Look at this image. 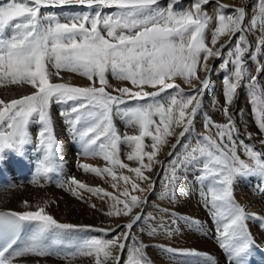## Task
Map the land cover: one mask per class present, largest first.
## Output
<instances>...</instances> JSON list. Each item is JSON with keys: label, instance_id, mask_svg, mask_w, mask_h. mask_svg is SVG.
Instances as JSON below:
<instances>
[{"label": "snow or ice", "instance_id": "6c2138e0", "mask_svg": "<svg viewBox=\"0 0 264 264\" xmlns=\"http://www.w3.org/2000/svg\"><path fill=\"white\" fill-rule=\"evenodd\" d=\"M158 2L0 0V86L28 85L32 89L30 94L7 102L0 99V154L7 150L19 151L25 145L32 144L29 124L30 121H38L41 127L36 143L43 155L37 174L46 175L55 171L58 167L56 161L60 158L59 145L54 137L48 109L53 100L63 104L71 102L69 109L61 115L75 128L83 142L84 154L102 155L109 165L101 169L82 163L79 167L97 176H110L115 182L112 184L114 188L120 181L125 185L130 184L131 191L126 187L119 196H113L103 188L89 187L75 177L71 178L70 183L77 189H84L102 198H111L114 203L106 215L132 218L128 223L118 225V228L125 231L111 239L91 237L72 245L65 253V259L90 256L94 258V264H108L109 260L116 259L114 252L125 249V241L131 235V230L142 219L140 213L133 215V212L146 201L131 193H143L153 188L148 173H153L161 163L157 157L162 147L169 144L168 137L177 135L175 128H182L180 138L191 130L201 104L198 96L203 94L209 84L207 77L201 80L197 74L198 69L209 72V59L220 58L222 50L227 48L228 59L223 61L221 67L227 68L231 64L233 69L223 81V113L228 122L218 123L206 116L204 128L210 134L199 137L179 164L180 167L199 166L197 178L210 181L209 203L213 215L217 217L220 247L227 253L229 264H247L246 257L255 246V240L246 224L249 214L235 200L233 186L240 177L249 174L264 176V152L254 150L241 140L240 146L244 148L249 162L240 158L234 135H238L240 129L236 126L229 106L233 104L237 90L247 84L258 128L264 132V85L258 82L257 76L246 66L249 58L256 61L257 54L264 55V0H257L256 12L249 27L244 25L245 7L234 8L232 14H227L224 11L227 6L218 4L220 12L211 33L212 47L206 43V30L213 18L203 11V6L209 0H194L190 9L180 12L174 11L172 4L166 10L160 9L156 7ZM66 5L85 6L95 11L66 18L63 23L51 14H41L42 8ZM112 7L117 8L118 12L103 14L104 8ZM8 29L12 31L6 35ZM257 29L261 35L257 38L253 53L245 33ZM224 36L229 37L228 42L214 50ZM233 38L236 42L229 47ZM255 70L257 73L264 72V65L257 61ZM63 71L85 77L88 85L74 86L56 82L63 79ZM108 72H111L114 79L127 83L113 87L107 79ZM177 78L192 86L191 94L185 93L180 84L176 83ZM193 81H198L200 86H195ZM167 90H174L175 94L169 93L166 103L158 100ZM146 98L151 102L140 103ZM130 101H136V106L122 111L120 106ZM114 111L123 115L129 125L138 127V134L121 136L113 123ZM154 116H158L159 120L154 119ZM212 129H215L214 134H211ZM247 135L251 139L252 134ZM146 137L152 140L150 146L144 142ZM121 143L131 147L127 160L136 162L137 166L130 167L119 158ZM260 143L264 144V140ZM149 147L150 150H146ZM171 147L175 149L176 144ZM117 167L134 173L136 179L122 173L118 175L115 171ZM178 179L176 167L173 166L170 182L174 183ZM137 180L143 182L145 187H141ZM74 194L77 193L74 191ZM164 196L174 198V189H167ZM205 199L208 200L207 195ZM24 205L25 208L30 207L28 201H24ZM172 215L174 213H170L168 208L160 209V221L154 226L149 225L147 234L155 236L163 232L171 235L165 217ZM251 216L256 218L257 214ZM22 222H35L37 228L24 247L16 248L17 230ZM76 227L58 222L42 205H38L36 210L0 213V264H14L16 258L26 255L40 258L59 255L42 239L43 236L53 230ZM146 247L142 243L134 247L127 264H151L144 252ZM160 247L168 253L200 255L195 251L163 245Z\"/></svg>", "mask_w": 264, "mask_h": 264}, {"label": "bare ground", "instance_id": "6f19581e", "mask_svg": "<svg viewBox=\"0 0 264 264\" xmlns=\"http://www.w3.org/2000/svg\"><path fill=\"white\" fill-rule=\"evenodd\" d=\"M216 1L217 0H213L210 3L211 7L203 6V11L213 18L206 30V43L209 47H212L211 33L216 26L215 18L220 12L217 5L221 3L220 5L225 6L227 4L226 9L234 6L230 0H220L221 2L218 4ZM193 2L194 0H176L175 3H173V0H159L156 7L166 10L169 5L172 4L174 10L175 8H182L185 5L186 7H191ZM245 2H249V4L245 6ZM256 5L257 0H242L240 4L236 6V8L245 7L246 12L249 13L247 15L248 19H246L244 24L245 27H249L251 18L256 12ZM55 9H61L60 14L56 15V13H54ZM94 11L95 9H89L85 6L66 5L42 8L41 14H51L63 23L66 22V18ZM102 12L105 15H112L118 12V9L115 7L104 8ZM228 12L229 11H226L227 14H232V11L231 13ZM101 30L103 31V29ZM11 31V29H8L6 35L10 34ZM245 35L252 45L251 51L254 53L256 41L261 35V31L259 29L249 31L246 32ZM238 36L239 33L237 34V38ZM228 40V36L221 37L214 50L219 48L220 44L227 43ZM235 42L236 39L233 38L232 45L229 47L234 46ZM227 52L228 49L225 48L222 50V56L220 58L213 57L209 59V72L205 73L202 69H199L197 74L200 76L201 80L207 77L209 79V84L203 94L198 96V99L201 100V104L195 117L196 119L191 126V130L183 138H180L179 132L182 131V128L176 127L175 131L177 135L168 137L169 144L162 147L157 157L161 163L155 167L153 173H150L153 181L151 192L155 193L156 197L154 196L153 204L149 208V220L144 223L147 216L145 212H143L145 210L144 205L134 209L133 215L140 213L142 219L137 222L131 230V235L125 241V249L122 252H114L113 256L116 257V259L109 260L108 264H127L130 252L141 243L147 245L144 252L151 261V264H229L227 253L220 247L218 239L219 233L217 231L218 225L216 222L217 217L213 215L209 203L211 199L210 193H208L210 181L197 178L199 166L189 167L185 165L184 167H180L179 164V162L183 160L186 151L190 149V146H195L199 137L210 134L206 133L204 128L206 116L211 117L212 120L218 123L228 122L227 117L223 113L225 88L223 81L226 76L230 75L233 69L231 64H229L227 68L221 67L223 61L228 59ZM247 55L246 53V56ZM257 61L261 65H264V55L257 54L256 61L249 58L246 66L253 75L257 76L258 82L264 85V72L257 73L255 70ZM61 75L63 79L57 80L56 82L69 83L74 86H87L89 83L85 77L76 73L63 71ZM106 76L110 85L113 87L124 86L127 83L114 79L111 72H108ZM176 81L182 80L177 78ZM193 84L197 87L200 86L198 81H193ZM127 86L131 87L130 84ZM184 86L187 88L191 87L192 89V86L186 83ZM108 90L111 91V88ZM31 91L32 89L28 85L0 86V99H4L7 102L21 95L30 94ZM192 91L190 89L184 90V92L188 94L192 93ZM146 101L151 102L150 99H146ZM70 104L71 102H69V104H63L53 100L48 109L52 117L54 137L59 145L58 153L60 158L56 161L58 167L55 171L46 175L37 174V167L43 155L39 144L36 143L38 131L41 127L38 121H30L29 124V131L33 137L32 144L25 145L19 151L7 150L3 154H0V166H3L4 171V174L0 177V209L22 212L26 210H36L38 205H42L45 207V211L52 215L58 222L77 226L74 229L53 230L43 236L42 239L55 249L59 255H51L44 258L26 255L16 258L14 264H94L93 257L77 256L75 258L65 259V253L71 249L72 245L82 239L91 237L111 239L117 233L125 231V229L118 228V225L126 224L130 222L132 218L131 216L118 217L106 215L114 203L111 198H102L84 189H77L75 185L70 183L71 178L75 177L87 186L103 188L105 191L112 193L113 196H119L126 187L131 191L130 184L125 185L123 181H120L117 187L114 188L112 184L115 182L112 181L110 176H97L95 173L85 172L79 167L82 163L101 169L109 165H107L102 155L84 154L83 142L76 133L75 128L70 126L67 119L61 115L62 112L69 109ZM121 107L125 109L134 106L128 103L126 105H121L120 108ZM253 108L254 105L250 101V89L247 84H245L243 88L237 90L234 102L229 106V111L233 115L236 126L240 129L238 135L234 134L237 141V154L241 159L245 160V162H249V157L245 154L244 148L240 146L241 140L244 144L252 146L254 150L264 152V144L260 143L261 140H264V132H261L258 128L256 114L253 112ZM113 113H116L115 116L112 117L114 126L121 136L125 134H138V127L129 125L127 119L120 113L115 111ZM154 119L159 120V117L154 116ZM124 124H126L128 128L125 127L126 125L124 126ZM76 127L81 126L77 125ZM214 133L215 129H212L211 134ZM248 133L252 134L251 139H249ZM149 140H151V138ZM145 141H148L147 138H145ZM177 141L179 142L177 143ZM172 144H176L175 149L171 147ZM131 150L129 145L121 143L118 155L124 163H128L130 167H135L137 166L136 162L127 160V154ZM169 153L172 154L169 155ZM11 154L15 155L17 162L13 160ZM173 166L176 167L177 176L179 177L174 183L170 182ZM115 171L118 175L122 173L123 175H128L136 179L135 174L129 172L127 169H119L117 167ZM137 183L142 186L144 185L143 182L138 180ZM169 188L174 189V198L171 196H164L165 191ZM194 190L203 193L201 197V205L203 208L199 206L200 204H197L200 194H196ZM74 191L77 194H74ZM131 194L141 196V198L147 202L150 198L147 196V191L143 193L132 192ZM206 195L208 196V200L205 199ZM233 195L235 200L240 205L244 206L249 214L250 218L246 221V224L255 240V246L251 249L249 254L255 253L257 255V249L264 248V176L249 174L240 177L233 186ZM121 199H123V197H121ZM24 201H28L29 208H25ZM93 204L96 205L95 208L92 207ZM117 207L122 206L117 205ZM165 207L168 208L170 213H174L172 216L165 217L168 223V229H177L180 232L179 234H182L181 231L184 228L186 231H189H187V238L190 239L176 246H170L167 243V234L163 232H158L155 236H149L147 234L148 226H154L155 223L160 221V209ZM181 213L188 214L186 217H183ZM253 213L257 214L256 218H252L251 214ZM153 218H155V220H153ZM172 221L175 222L173 223ZM82 227L84 228L83 231L80 230ZM36 228L37 225L35 222H25L24 229L15 247H24L32 239ZM98 229H115L116 231H98ZM216 244L219 245V248L216 247ZM161 245L179 250L195 251L200 253V255L164 252L161 250ZM204 254H207V256ZM257 261L258 264H264L258 256Z\"/></svg>", "mask_w": 264, "mask_h": 264}, {"label": "rangeland", "instance_id": "374dc122", "mask_svg": "<svg viewBox=\"0 0 264 264\" xmlns=\"http://www.w3.org/2000/svg\"><path fill=\"white\" fill-rule=\"evenodd\" d=\"M213 0H209V3L207 4V5H204V6H206V7H211L210 6V3L212 2ZM231 1V3L234 5V6H232V7H229V9H224V11L226 12V11H229L230 13H231V10L232 9H234V8H236V6H238L239 4H240V1H242V0H230ZM217 2V4L218 3H220L221 1L220 0H217L216 1ZM234 2H236V3H234ZM221 4V3H220ZM219 4V5H220ZM249 4V2H245L244 3V5L246 6V5H248ZM225 6H227V4L225 5ZM186 7V5L185 6H183L182 8H175L174 9V11H176V12H180V11H184V8ZM191 7H186V9L185 10H188V9H190ZM111 10V9H110ZM210 10H211V8H210ZM60 12H61V9H55L54 10V13H56V15H58V14H60ZM112 12V11H111ZM228 12V13H229ZM249 13L248 12H246V17H245V21H246V19H248V15ZM245 21H244V24H245ZM198 72H199V69H198ZM197 72V73H198ZM183 81H176V83L177 84H180V86H181V88L183 89V90H185V89H190L191 91H192V89H191V87H186V86H184L185 85V83L183 82ZM194 82H197V81H194ZM195 85V84H194ZM169 93H172V94H175L174 93V90H167L165 93H162L161 94V97H158L157 99L158 100H161V102H164V103H166L167 102V99H168V95H169ZM188 94V93H187ZM191 94V93H190ZM147 99V98H146ZM145 102H149V101H146V100H141L140 101V103H145ZM130 104H132L133 106H136V102H134V101H130L129 102ZM121 110L123 111L124 109L121 107ZM115 114L116 113H113V115H112V117L113 116H115ZM196 119V118H195ZM194 119V120H195ZM126 124H124V126H125ZM125 127H127V125L125 126ZM128 128V127H127ZM147 138V140L148 141H145V144L147 145V146H150L151 144H152V141L151 140H149L150 139V137H146ZM147 149H150V147L149 148H147ZM146 149V150H147ZM13 156V157H12ZM11 157L13 158V160L15 159V155H13V154H11ZM3 167V166H2ZM2 170H0V172H1ZM148 175H150V173H148ZM152 179V178H151ZM145 185V184H144ZM142 186L141 184H140V186L141 187H145V186ZM152 191V188L151 189H149V190H147V196H149L150 198L148 199V202L146 201V203H144L143 205L145 206V210L143 211V212H145V214L148 216H146V218H145V221H144V223L145 222H147L148 220H149V216H150V206H152V204H153V201H154V196H155V193H152L151 192ZM195 192H196V194H200L199 195V202L197 203L201 208H203L202 207V205H201V197L203 196V193L201 192V191H198V190H194ZM151 192V193H150ZM138 194H140V193H138ZM141 197V196H140ZM156 197V196H155ZM148 211V212H147ZM143 212H141V213H143ZM181 214H183V217H186V215L188 214V213H181ZM147 219V220H146ZM188 231V230H187ZM187 231L183 228V230L181 231L182 232V234H179L180 232L177 230V229H172V230H170V232H171V235H168L167 236V243H168V245H170V246H176V245H178V244H180V243H183V242H185V241H187L188 239H190V238H187ZM174 234H173V233ZM184 232V233H183ZM189 232V231H188ZM177 233V234H176ZM185 234V235H184ZM182 235V236H181ZM175 236V237H174ZM172 237V238H171ZM177 237V238H176ZM181 239V240H180ZM185 239V240H184ZM216 247L217 248H219V245L218 244H216ZM222 250H224V249H222ZM219 251H220V249H219Z\"/></svg>", "mask_w": 264, "mask_h": 264}]
</instances>
